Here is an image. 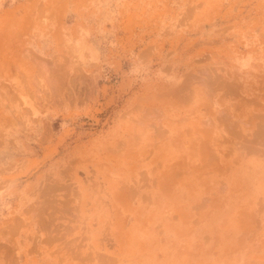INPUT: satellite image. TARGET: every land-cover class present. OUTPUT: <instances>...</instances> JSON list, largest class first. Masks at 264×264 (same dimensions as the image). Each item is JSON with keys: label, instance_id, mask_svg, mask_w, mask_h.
Returning a JSON list of instances; mask_svg holds the SVG:
<instances>
[{"label": "rangeland", "instance_id": "obj_1", "mask_svg": "<svg viewBox=\"0 0 264 264\" xmlns=\"http://www.w3.org/2000/svg\"><path fill=\"white\" fill-rule=\"evenodd\" d=\"M53 6L0 28V69L40 98L0 109V264H264V184L230 140L243 107L224 87L264 0ZM49 15L35 60L26 25ZM81 31L93 52L67 42Z\"/></svg>", "mask_w": 264, "mask_h": 264}, {"label": "bare ground", "instance_id": "obj_2", "mask_svg": "<svg viewBox=\"0 0 264 264\" xmlns=\"http://www.w3.org/2000/svg\"><path fill=\"white\" fill-rule=\"evenodd\" d=\"M251 13L252 14L254 13L255 15L257 14V17H255V19L253 18L252 20H247L246 23H244V30H241L240 32L238 31L239 34L234 35V37L238 36V38L236 39V43H238L239 47L238 49L235 50L233 49L232 53L230 52L231 53L230 66L232 69H229L231 70L229 74L233 78L232 80L229 79L231 81L227 83L229 84V86L228 85L224 86L225 88L229 87V89L228 90L226 89L227 91L224 92L227 93L228 91H230L229 92L230 97L231 95L233 96L239 95L240 103L243 107V111L237 114L234 112L232 115L233 116L232 119L233 118L235 119L232 120V123L234 124L233 132L229 128V124L226 130L230 129V131L233 133L232 134L233 138L232 137H231L232 139L229 138L231 142L232 141L234 142V140H236L234 138L239 136L237 138V141L239 140L240 148L242 149L243 153H246L247 164L251 165V166L248 165L249 168H251L254 165L258 167V168L255 167V169L252 170L251 172H256L257 177H259L257 178V180L264 184V7L260 6L258 8L257 7L252 8L250 14ZM249 16L250 15H246L244 18H241L240 21L243 22V20H245ZM234 27L236 26H233V28ZM84 43H85V39L82 41L77 40L75 41L74 44L76 45L75 47L78 50L90 49L88 47L89 45H87L88 47L87 48L84 46ZM217 45L215 44L213 46L214 49L212 51L214 56L212 61L214 64L220 63V58L218 57V55H220L219 52L220 48ZM90 50H92L93 52V49ZM214 75H215L214 76L215 79L220 76V75L218 76L217 73H215ZM221 84L219 85L217 84L218 87ZM253 88L258 91V95L260 97V101L259 100L258 101L262 105L257 109L255 108V110L257 111L256 112L257 114L255 113L256 115L255 117L248 108V104L251 103L248 102V100H250L249 98L252 95ZM224 98L226 97L224 96ZM236 127L238 130L237 133H236L237 131ZM230 131L229 130L226 131V135L229 132L231 136ZM229 134L227 135L228 137H230ZM227 136L226 138L228 139ZM233 142H232L233 146L237 145L236 144L237 142H235V144Z\"/></svg>", "mask_w": 264, "mask_h": 264}, {"label": "crops", "instance_id": "obj_3", "mask_svg": "<svg viewBox=\"0 0 264 264\" xmlns=\"http://www.w3.org/2000/svg\"><path fill=\"white\" fill-rule=\"evenodd\" d=\"M53 5L54 0H0V28L3 27L10 16L14 15L25 21L26 14L31 13V9L35 6H43V11L49 8L50 13L52 12V8H54ZM32 23V25H26L27 28L32 29L28 36V44H30L29 53L32 58L35 56V60L49 61L51 57L50 46L53 44L55 35L51 17L49 15L46 19V16H44L42 22L40 20H35ZM86 34L88 33L81 31L79 38L70 36L67 42L73 43L74 46V42L82 38L85 39L87 36ZM35 80L37 84H39L38 78ZM39 99L38 95L28 91L27 85H25L21 79L8 74L6 70L0 69V109L7 107V102L13 101L16 102L15 106H22V112L26 110V112L31 113V109L39 107ZM33 130L37 132L38 128L35 127ZM249 189L256 190L258 187L255 184H251Z\"/></svg>", "mask_w": 264, "mask_h": 264}]
</instances>
